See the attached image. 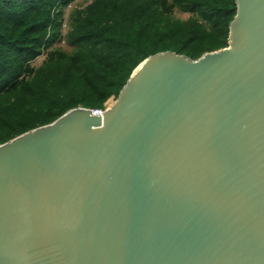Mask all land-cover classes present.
<instances>
[{
	"label": "water",
	"instance_id": "obj_1",
	"mask_svg": "<svg viewBox=\"0 0 264 264\" xmlns=\"http://www.w3.org/2000/svg\"><path fill=\"white\" fill-rule=\"evenodd\" d=\"M234 1L226 47L0 144V264H264V0Z\"/></svg>",
	"mask_w": 264,
	"mask_h": 264
},
{
	"label": "trees",
	"instance_id": "obj_2",
	"mask_svg": "<svg viewBox=\"0 0 264 264\" xmlns=\"http://www.w3.org/2000/svg\"><path fill=\"white\" fill-rule=\"evenodd\" d=\"M72 1L0 0V144L69 109H102L149 55L226 47L236 13L234 0H90L62 35Z\"/></svg>",
	"mask_w": 264,
	"mask_h": 264
},
{
	"label": "rangeland",
	"instance_id": "obj_3",
	"mask_svg": "<svg viewBox=\"0 0 264 264\" xmlns=\"http://www.w3.org/2000/svg\"><path fill=\"white\" fill-rule=\"evenodd\" d=\"M90 0H73L72 2L69 3V6L64 14V24L62 26V35L65 33L66 29H67V21H66V18L68 16V13L72 11L73 8H81V7H84L87 3H89ZM70 6L72 7L71 10H70ZM174 15L178 18H181V19H185L189 16L188 13H183V12H180L179 10L175 9L174 10ZM54 46H61L65 49H67L66 45H65V42L64 40L62 39H59L57 40L55 43H54ZM43 56H40L38 57L37 59H35L32 63L34 65H38L40 63V61L42 60ZM115 98L114 97H111L109 98L107 101H106V104L108 106H110L113 102H114ZM112 102V103H111Z\"/></svg>",
	"mask_w": 264,
	"mask_h": 264
},
{
	"label": "built area",
	"instance_id": "obj_4",
	"mask_svg": "<svg viewBox=\"0 0 264 264\" xmlns=\"http://www.w3.org/2000/svg\"><path fill=\"white\" fill-rule=\"evenodd\" d=\"M107 107H108V105L105 103L104 104V107L102 109H92L93 114L94 115H98L99 114V116H101L102 115V112H104Z\"/></svg>",
	"mask_w": 264,
	"mask_h": 264
},
{
	"label": "clouds",
	"instance_id": "obj_5",
	"mask_svg": "<svg viewBox=\"0 0 264 264\" xmlns=\"http://www.w3.org/2000/svg\"><path fill=\"white\" fill-rule=\"evenodd\" d=\"M68 6H69V4H67V6H66V9H65V12H66V10H67ZM70 8H72V7L70 6Z\"/></svg>",
	"mask_w": 264,
	"mask_h": 264
},
{
	"label": "bare ground",
	"instance_id": "obj_6",
	"mask_svg": "<svg viewBox=\"0 0 264 264\" xmlns=\"http://www.w3.org/2000/svg\"><path fill=\"white\" fill-rule=\"evenodd\" d=\"M112 103V102H111Z\"/></svg>",
	"mask_w": 264,
	"mask_h": 264
}]
</instances>
